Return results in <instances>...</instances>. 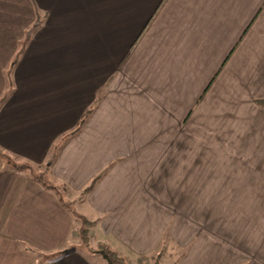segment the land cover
Segmentation results:
<instances>
[{
  "label": "crops",
  "instance_id": "crops-1",
  "mask_svg": "<svg viewBox=\"0 0 264 264\" xmlns=\"http://www.w3.org/2000/svg\"><path fill=\"white\" fill-rule=\"evenodd\" d=\"M0 151V264H96L62 189L119 256L264 264V0H0Z\"/></svg>",
  "mask_w": 264,
  "mask_h": 264
},
{
  "label": "rangeland",
  "instance_id": "rangeland-1",
  "mask_svg": "<svg viewBox=\"0 0 264 264\" xmlns=\"http://www.w3.org/2000/svg\"><path fill=\"white\" fill-rule=\"evenodd\" d=\"M43 173L40 176L45 181V177H44ZM63 190L64 189H62L61 192L63 194L65 193V195L69 196V199H72L74 201V202H72V205H70L71 203H69V207H71V209H74L76 211V213L81 216V218H84L82 211H84L83 209H85V208L83 207L82 197H78V196L75 197V195H71L69 192H67L65 190H64L65 191L64 192ZM77 210H79V211H77ZM83 220H85V218ZM89 222H91V221H89ZM93 227H94V224L92 222H91V224L85 225L83 223V221H76L75 232H74V235L72 237L73 242L71 243L72 246L70 247V245H69V248L71 250H74V249L84 250L85 253H83V255H85L86 258L92 260L93 263L109 264L103 258V256L98 252L99 246L101 244H105V243L103 242L102 238L99 237L98 234H96L97 231L94 230ZM87 230L89 231V233L87 232L88 233L87 237H89L88 238L89 240L87 239L88 243H85V242H83L81 236H82L83 232L87 231ZM77 231L78 232L81 231V235L77 234ZM163 250H161L160 254L156 253L152 256H148L145 258H135V257L131 258L129 256H125V254H120V257H122V258L126 257L122 260L123 264H179V260H180L179 255L180 254H179V252H177V250H174V249L170 250L169 248H166L165 252H163Z\"/></svg>",
  "mask_w": 264,
  "mask_h": 264
},
{
  "label": "trees",
  "instance_id": "trees-1",
  "mask_svg": "<svg viewBox=\"0 0 264 264\" xmlns=\"http://www.w3.org/2000/svg\"><path fill=\"white\" fill-rule=\"evenodd\" d=\"M72 135V134H71ZM2 153V151H0V154ZM3 154V153H2ZM7 165L10 166L13 170L16 171H28L30 174L34 175L35 171L34 169L27 165V164H20L18 163L16 160L13 159V157L7 155ZM36 180H38L39 182H41L46 188L48 189H52L54 191H58V189L56 187L53 186H48L44 180L42 179L41 176H35ZM87 191H90V187L87 189ZM73 214L75 215L76 219L78 221H83V223L85 225L91 224V222H89L86 218L85 220H83L84 218H81L80 215H78L76 212H73ZM78 215V216H77ZM80 216V217H79ZM81 218V219H80ZM81 230V229H80ZM83 232V231H82ZM89 233V231H84L81 238L83 240V242L88 243V238L87 234ZM81 235V231L78 233ZM88 239V240H87ZM68 251H62L59 254L63 255L66 254ZM98 252L103 256V258L109 263V264H123L122 260L124 258L120 257L119 254L113 250H111L106 244H101L99 246ZM55 257H57V255H55Z\"/></svg>",
  "mask_w": 264,
  "mask_h": 264
}]
</instances>
